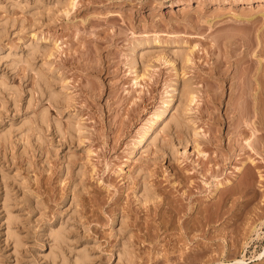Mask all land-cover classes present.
Instances as JSON below:
<instances>
[{"label": "rangeland", "instance_id": "374dc122", "mask_svg": "<svg viewBox=\"0 0 264 264\" xmlns=\"http://www.w3.org/2000/svg\"><path fill=\"white\" fill-rule=\"evenodd\" d=\"M235 259L264 264V0H0V264Z\"/></svg>", "mask_w": 264, "mask_h": 264}, {"label": "bare ground", "instance_id": "6f19581e", "mask_svg": "<svg viewBox=\"0 0 264 264\" xmlns=\"http://www.w3.org/2000/svg\"><path fill=\"white\" fill-rule=\"evenodd\" d=\"M186 86L185 87H188V91L186 93L185 96H180L179 100H180V103L182 102L181 100L184 101V99H189L188 101H191V99L193 98V94H191L192 92V89L190 88L189 84H185ZM170 101H172V99H170ZM179 103L174 105L173 108L178 111L179 109H181V104ZM165 110L166 108H156L155 111L153 112V115H152V119L149 123V127L148 128H144V130L142 131L141 133V138L139 139V142H144L147 135H148V132L150 131H156V126L159 124V122L161 121L162 119V116L164 115L165 113ZM182 110V109H181ZM172 117H170L171 119L170 120H175V122L177 123L178 119H177V116L174 115V113L171 115ZM173 118V119H172ZM156 139V136L153 138V140ZM240 168V167H239ZM58 233V232H57ZM57 236V234H55ZM220 264H226L225 262H220ZM232 264H245V259H235V261L232 263Z\"/></svg>", "mask_w": 264, "mask_h": 264}]
</instances>
